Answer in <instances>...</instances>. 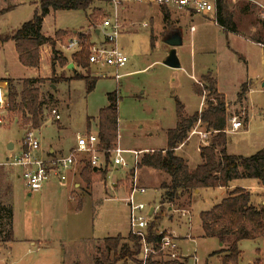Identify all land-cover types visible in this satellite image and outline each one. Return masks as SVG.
Wrapping results in <instances>:
<instances>
[{
	"label": "rangeland",
	"instance_id": "1",
	"mask_svg": "<svg viewBox=\"0 0 264 264\" xmlns=\"http://www.w3.org/2000/svg\"><path fill=\"white\" fill-rule=\"evenodd\" d=\"M40 1L0 0V9L11 7L0 14V35L12 34L31 19L40 7ZM226 1L232 18H239L238 25L246 28L253 24L256 26L255 34L264 40V0ZM237 1L249 7L250 11L242 12L236 6ZM102 7L112 9L105 3L93 1L86 10L51 9L44 18L43 33L56 39L55 48L68 58L69 64L73 63V51L65 49V46L74 34L83 32L89 35L90 40L103 38V34L97 37L93 32L94 28L100 27L103 16L109 14ZM98 8L103 15L98 13ZM92 15L97 19L92 21L89 18ZM121 16L124 26L118 44L128 56V61L119 68L120 79L114 77L115 69L110 66L100 68L91 65L89 70L77 66L71 71L69 64L60 66L56 63V73L53 74L52 60L59 54H53L50 44L40 47L39 69L26 67L19 61L13 40H0V80L15 78L11 81L20 94L25 79L34 76L43 78L42 82L34 83L40 88L44 102L42 126L33 129L40 142V149L35 153L47 158L51 148H55L58 155H67L75 145L78 133L90 132V129L98 133L99 110L108 105V93L112 91H116L119 98V136L115 146L125 149L165 147L166 130L177 122L176 98L185 104L186 111L190 113L205 107L207 90L200 95L194 88V83L202 87L203 73L216 80L214 74L218 75V90L226 96L229 117L237 116L243 123L239 130L231 131V122L228 121V152L250 155L264 146V49L259 43L225 31L226 27L217 22L214 14L182 18L170 13L171 17L165 21L164 13L157 5L132 2L121 12ZM58 31L63 34L57 35ZM177 31L181 32L183 43L177 50L181 67L174 68L166 65L164 60L171 48L166 44L167 38ZM243 32L238 29V33L245 34ZM76 72L83 77L98 78L91 92L87 91L85 79H71ZM195 79L198 81L195 82ZM239 92L241 96H238ZM202 100L203 105H200ZM52 108L57 109L60 119L52 118ZM248 111L249 120L245 125ZM2 115L5 122L0 126V169L13 181L14 240L0 241V264H94L95 258L102 253L111 256L104 241L107 236L120 234L124 237L123 241L128 242L129 208L126 201L130 169L135 166L134 154H123L129 166L117 165L111 169L105 186L108 193L97 192L94 194L96 200L89 199L93 193L91 182L81 181L80 192L77 194L73 190L77 197H81L82 206L78 208L79 199L76 202L71 197L73 184L62 186L59 190L58 180L52 175L41 190L31 191L28 188L22 177V167L12 165L9 160L21 155L23 138L27 129L32 128L7 109ZM88 120L90 127H86ZM196 135L178 151L179 155L189 160L190 167L201 161L198 151L201 140ZM211 137L210 133L204 139ZM137 171L140 184L146 187V192L138 194L137 200L160 205L154 215V230L161 227L167 232H174L179 237L183 252L195 251L199 256L198 264H223L221 256L211 255L219 247L218 240L200 237L199 214L219 203L226 196V189L203 188L193 193V201L184 198L175 204L162 205L159 184L168 175L146 166L138 167ZM116 177L123 180V185L117 189L112 184ZM240 180L251 191L252 202L263 205L264 184L257 179ZM181 208L189 209L191 215L186 217L176 210ZM169 216L174 219H169ZM177 219L193 223L190 233L185 224H178ZM31 239L42 240L40 248L30 244ZM240 249L242 257L238 264H256L258 258V264H264V242L261 239H244L240 242ZM134 257L138 260V253ZM116 264L137 262L123 258Z\"/></svg>",
	"mask_w": 264,
	"mask_h": 264
},
{
	"label": "trees",
	"instance_id": "2",
	"mask_svg": "<svg viewBox=\"0 0 264 264\" xmlns=\"http://www.w3.org/2000/svg\"><path fill=\"white\" fill-rule=\"evenodd\" d=\"M92 0H41L40 7L34 11L31 19L25 21L7 36L0 35L2 42L13 40L18 52V58L22 65L38 67L40 65V47L50 44L54 56L52 60V72L56 73V63L60 66L68 65V58L59 53L55 48L56 39L43 33L42 26L44 18L50 10H86ZM11 7L0 9V14ZM98 13L103 15L98 8ZM229 12V13H228ZM225 14V15H224ZM232 13L223 0L217 2V22L234 30ZM169 13H164L165 21L169 19ZM104 17V16H103ZM92 19L96 17L89 16ZM94 20V21H95ZM63 33L58 31L57 35ZM82 48L71 54L75 65L89 70L92 65L89 62V48L86 42L90 40L89 35L79 33ZM71 79H85L86 88L91 92L98 78H87L76 72ZM201 86L194 84L195 92L202 94L207 90L206 105L201 111L189 114L185 110V104L176 98L177 123L174 128H169L167 134V145L164 149L144 152L138 166H148L161 170L168 175V180L160 185L163 193L161 204H175L178 200L187 196L188 198L196 189L228 187L233 180L257 179L264 183V146L250 155L232 154L227 151V131L229 114L224 93L217 88V80L209 74L202 77ZM43 81V78H27L24 80L23 89L18 94L10 89L8 94V111L15 114L16 118L23 119L32 129L41 127L44 119V102L41 99V91L34 83ZM243 89L247 90L244 85ZM20 100L18 101V97ZM241 96V93H238ZM118 94L116 91L108 93V105L101 108L98 114V138L101 148L106 150L115 147L118 140L119 111ZM248 122V117L245 118ZM204 125L207 131H211L212 137L207 145H202L199 153L201 162L191 168L188 160L176 153V148L184 143L194 127L198 124ZM90 127V120H88ZM31 129H27L29 131ZM86 180L90 183L95 180H104L107 170L96 171L89 163L84 161L82 170ZM204 235L216 237L225 247L214 251V254H223V264H238L241 260L242 250L240 242L244 239L264 240V204L255 205L252 202V193L244 187L237 186L230 190L227 195L210 209L203 210L199 214ZM14 205H13V183L0 169V241L10 242L14 240L13 230ZM157 218L160 219V216ZM156 222L150 227V235L153 239L160 236L153 234ZM128 242L123 241L122 235L107 236L104 241L108 254L102 253L95 258L94 264H116L123 258H130L136 262L135 255L139 253L140 244L134 235L129 234ZM152 264H170L153 262Z\"/></svg>",
	"mask_w": 264,
	"mask_h": 264
},
{
	"label": "built area",
	"instance_id": "3",
	"mask_svg": "<svg viewBox=\"0 0 264 264\" xmlns=\"http://www.w3.org/2000/svg\"><path fill=\"white\" fill-rule=\"evenodd\" d=\"M105 3L112 7L111 10L103 7L107 14L102 19L100 27L93 29L97 37L103 34L102 39H91L86 42L89 48V62L96 67H113L114 77L120 79L122 74L119 73V68L123 67L127 61L128 56L123 52L118 44V37L123 30V19L121 12L126 10L129 3H147L156 4L161 7L169 9L190 10L194 13L209 15L216 11V4L218 0H92ZM264 9V6H263ZM145 24V23H144ZM146 25V24H145ZM83 33V32H82ZM264 47V44L259 43ZM79 39V34H74L68 41L65 49L73 52L82 48ZM8 107V100L4 87L0 84V124L3 123V113ZM53 119H60L61 115L57 109H51ZM231 122V131H237L243 127L241 120L237 116L229 117ZM200 123L195 126V132L200 136V144L198 150L202 145L209 143L205 136L211 131H203L197 129ZM226 129V131H230ZM193 131V130H192ZM31 129L26 132L23 138V150L20 156L10 157L9 163L22 167V177L26 185L31 191H39L43 188L44 183L54 174L60 178V184L63 186L66 183V176L64 171L76 166L77 164H84L86 160L89 165L96 171H104L111 167L120 165L128 167L129 163L124 158V153L131 152L134 154L135 166L130 169V184L127 194V205L129 208V230L132 235L137 237L140 250L138 253L137 264H152L153 262L170 264H198L199 256L194 252L185 253L180 248L178 243V236L173 232H167L164 228L154 230L153 234L160 236L158 239L151 238L150 227L155 221L154 215L158 212L160 205H150L137 200L138 194L146 192V187L140 184L138 177V164L140 161L139 150L124 149L119 145L112 149L106 150L101 148L98 133L86 132L78 133L76 136V143L70 149L67 155H58L55 157L43 158L35 153L40 149V142L33 134ZM184 216L189 217L191 212L189 209H176ZM192 260V263H191ZM231 264V263H229Z\"/></svg>",
	"mask_w": 264,
	"mask_h": 264
},
{
	"label": "crops",
	"instance_id": "4",
	"mask_svg": "<svg viewBox=\"0 0 264 264\" xmlns=\"http://www.w3.org/2000/svg\"><path fill=\"white\" fill-rule=\"evenodd\" d=\"M235 1V0H234ZM218 2V1H217ZM223 2L225 3V4H227V2L228 1H226V0H223ZM238 3L236 4V6L239 8V9H241L242 10V12H247V11H250V9H249V7L247 8V7H245L244 5H243V3L240 1H237ZM247 3V2H246ZM147 4V3H146ZM150 5H156V4H150ZM158 7H160V9L162 10V12L163 13H169V15H170V13H176L177 15H179L180 17H185V16H187V15H189V16H193V15H195V14H198V13H194V12H192V11H190V10H180V9H169V8H166V7H161V6H159V5H157ZM228 7V6H227ZM103 8V7H102ZM174 11V12H173ZM212 15L214 14V16H215V18H217V4H216V11H214L213 13H211ZM211 14H209V15H211ZM203 15V14H202ZM209 15H203V16H209ZM225 15V14H224ZM169 17H171V16H169ZM232 21H233V23H234V26H235V29L234 30H229L228 28H226L225 29V31H227V32H232V33H234V34H236V35H238V36H241V37H243V38H245V39H249V40H252V41H254L255 43H264V40H261V39H259L258 38V36L255 34V32H256V29H255V27L256 26H254L253 24H250V25H248V27H246V28H243V26H239L238 24H239V18H232ZM147 24L146 22H143V24ZM239 27V28H238ZM228 29V30H227ZM238 29H241V30H243L244 32L243 33H245V34H240V33H238ZM180 34H181V32H180ZM181 38H182V43H183V36H182V34H181ZM14 42V41H13ZM167 44V43H166ZM14 45H15V42H14ZM167 45H169V44H167ZM182 45V44H181ZM260 45V44H259ZM169 46H171V45H169ZM180 46V45H179ZM261 46V45H260ZM171 48H172V46H171ZM170 48V49H171ZM16 49V48H15ZM177 50H178V47L176 48ZM231 49H233V48H231ZM262 49H264V47L262 46ZM170 51V50H169ZM169 51H168V53H169ZM16 52H17V50H16ZM168 53H167V55H166V57L168 56ZM17 56H18V52H17ZM166 59V58H165ZM180 61V60H179ZM40 64H41V60H40ZM69 64V63H68ZM180 64H181V62H180ZM24 66V65H23ZM26 67H30V66H26ZM41 67V65H39L38 67H33V68H37V69H39ZM68 67L71 69V71H74V69L76 70V68H77V65H75V63H70L69 65H68ZM74 67V68H73ZM80 67V66H79ZM181 67V66H180ZM208 72H211V71H208ZM206 73H203V74H201V77H203L204 75H205ZM214 74V73H213ZM215 76H217V88H219L218 87V75L217 74H214ZM30 78H37V76H34V77H30ZM11 79H13V80H16L15 78H4V79H1L0 80V84L4 87V89H5V92H6V96H7V100H8V94H9V91H10V89L12 90V89H14L15 90V87H14V85H13V83H12V81H11ZM198 81V79L196 80L195 79V82H197ZM24 83V82H23ZM195 84V83H194ZM263 84V83H262ZM22 89H23V86H22ZM22 89H21V91H22ZM249 89V88H248ZM219 91L220 92H222L220 89H219ZM249 91V90H248ZM247 91V92H248ZM223 93V92H222ZM247 96V95H246ZM203 99V98H202ZM247 99V98H246ZM19 101V100H18ZM8 104H9V100H8ZM200 105H203V100H202V103L200 102ZM185 110H186V107H185ZM202 109H200V110H198V111H201ZM7 111H8V109H7ZM9 112V111H8ZM187 112V111H186ZM187 113H189V114H192V113H190V112H187ZM194 113V112H193ZM13 114V113H12ZM13 116H15V114H13ZM248 120H249V111H248ZM5 122V120L3 121V123ZM177 123V122H176ZM248 123V122H247ZM247 123H245V125L247 124ZM2 124V123H1ZM0 124V126H2ZM231 124V123H230ZM42 126V125H41ZM175 126H176V124H175ZM174 126V127H175ZM86 127H88V126H86ZM174 127H172V128H174ZM169 129V128H168ZM167 129V130H168ZM197 129H199V130H203V131H205L206 130V128L204 127V125H202V124H199V126L197 127ZM167 130H166V132H167ZM90 132H91V129H90ZM98 132V131H97ZM197 133L195 132V127H194V129H193V131L190 133V135H189V137H188V139L184 142V143H182V144H180L177 148H176V153L177 154H179L178 153V151H179V149H182L185 145H186V143L193 137V136H195ZM119 136V135H118ZM198 138H200V136H199V134L198 135H196ZM73 147V146H72ZM71 147V148H72ZM166 147V146H165ZM165 147H162V148H145V149H140V148H138V149H134V150H141V154H143L144 152H149V151H153V150H155V149H164ZM125 149V148H124ZM127 149V148H126ZM144 151V152H143ZM199 151V150H198ZM228 151V150H227ZM57 151H56V149L55 148H51V150H50V152H49V154L46 156V157H55V156H58V154L56 153ZM40 156H42V154H39ZM140 158H141V155H140ZM201 158V157H200ZM187 159V158H186ZM188 160V159H187ZM201 162V161H200ZM199 162V163H200ZM188 163H189V160H188ZM198 163V164H199ZM190 165V164H189ZM142 167H144V166H141V167H139V168H142ZM146 167H148V166H146ZM83 168H84V164H77L76 166H74V167H71V168H69V169H67L66 171H64V173L63 174H65V176H66V183H65V185H63V186H66L67 184H73V187H71L70 188V191H71V197L77 202V200L79 199V202H77L78 204H77V207L78 208H80L81 206H82V203H81V197H77V192H80V189H81V186H82V184H83V182H81V181H84V182H86L87 180H86V176L83 174V172H82V170H83ZM113 167H111V168H109V169H107V175H106V178L104 179V180H95V181H93V182H91V184L93 185V193H92V195H90L89 196V199L91 198V200H93V198H94V194H97V192H105L106 191V185H107V178L109 177V173H110V171H111V169H112ZM191 168H194V167H191ZM79 170H80V172H79ZM52 176H54L57 180H58V184H59V190H61V187H62V185L60 184V178L58 177V176H56V175H54V174H52ZM81 178V179H80ZM169 178H166V179H164L163 181H167ZM163 181H161L160 182V184H159V186L161 185V183L163 182ZM259 181V180H258ZM113 183V186H114V188H119V186H122L123 185V180L122 179H120V178H115V179H113V181H112ZM260 182V181H259ZM12 183H13V181H12ZM262 184H264L263 182H261ZM237 186H240V187H244V188H246V189H248V187H247V185H245V184H243V183H241V180L240 179H237V180H233L231 183H230V185L228 186V187H222V188H224V189H226V195H227V193L230 191V190H232V189H234L235 187H237ZM161 188V187H160ZM76 190V193L77 194H75V193H73V190ZM162 190V189H161ZM249 190V189H248ZM199 191H201V189H199L198 191H194L195 193H197V192H199ZM107 192V191H106ZM108 193V192H107ZM162 193H163V190H162ZM192 196H193V194L191 195V197L190 198H188L187 196H185V197H183L182 199H184V198H186V199H189V200H191V201H193L192 200ZM225 197V196H224ZM78 198V199H77ZM95 199V198H94ZM181 199V200H182ZM96 200V199H95ZM98 200V199H97ZM181 200H178L177 202H179V201H181ZM192 204V203H191ZM169 208H172V207H169ZM171 216H169V219H171L170 218ZM172 219H174V217L172 218ZM171 219V220H172ZM177 222H178V224H180V225H182V224H185L187 227H188V229H189V233H190V229H192V224H188L189 222L187 221V219H183V220H178L177 219ZM189 227H191V228H189ZM201 227H202V225H201ZM129 231V230H128ZM200 237H203V238H214V239H217L218 240V245H219V247H218V249H220L221 247H223V243L221 242V241H219V239L218 238H216V237H207V236H205L204 235V232H203V229H202V232H201V234H200ZM261 240H262V242H264V240L262 239V238H260ZM256 240H259V239H256ZM42 240H34V239H31L30 240V244H32V245H37V249L38 248H40V246L42 245ZM178 243H179V246H180V248L183 250V248H182V246H181V244H180V241H179V237H178ZM59 247V246H58ZM224 247H225V245H224ZM217 249V250H218ZM214 251H216V250H214ZM214 251H212V253L214 252ZM214 255H219V256H221V258L223 257V254L222 253H220V254H214ZM213 255V256H214ZM211 256V255H210ZM242 257V256H241ZM207 262H208V260H207ZM258 263H260V259L258 258L257 259V261H256V264H258Z\"/></svg>",
	"mask_w": 264,
	"mask_h": 264
},
{
	"label": "water",
	"instance_id": "5",
	"mask_svg": "<svg viewBox=\"0 0 264 264\" xmlns=\"http://www.w3.org/2000/svg\"><path fill=\"white\" fill-rule=\"evenodd\" d=\"M166 43L171 45L172 48L170 49L168 56L164 60V63L166 65H169V66L174 67V68L180 67L181 64H180L179 58L177 56V49H176L179 45L182 44V38H181L180 31H177L175 34L168 37ZM262 85L264 86V82ZM11 146L12 145H10L9 147H11ZM198 190L199 189H196V191H198Z\"/></svg>",
	"mask_w": 264,
	"mask_h": 264
}]
</instances>
